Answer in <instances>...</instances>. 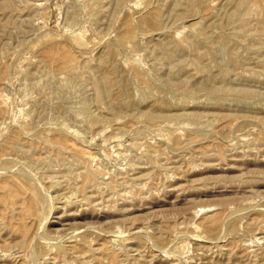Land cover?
I'll use <instances>...</instances> for the list:
<instances>
[{
  "label": "rangeland",
  "instance_id": "rangeland-1",
  "mask_svg": "<svg viewBox=\"0 0 264 264\" xmlns=\"http://www.w3.org/2000/svg\"><path fill=\"white\" fill-rule=\"evenodd\" d=\"M0 264H264V0H0Z\"/></svg>",
  "mask_w": 264,
  "mask_h": 264
}]
</instances>
